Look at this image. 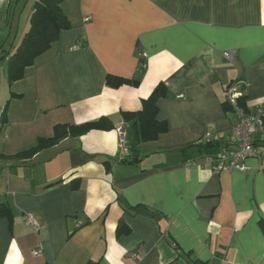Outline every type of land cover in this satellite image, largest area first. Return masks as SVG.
Segmentation results:
<instances>
[{
  "label": "crops",
  "instance_id": "1",
  "mask_svg": "<svg viewBox=\"0 0 264 264\" xmlns=\"http://www.w3.org/2000/svg\"><path fill=\"white\" fill-rule=\"evenodd\" d=\"M32 3L0 0V46L9 54ZM61 7L70 26L22 78L9 83L8 56L0 57V206L11 213H0V264H189L188 254L264 264V157L214 171L204 156L180 151L208 131H230L229 84L243 86L248 108L264 109V0ZM109 75L132 82L109 84ZM160 82L156 118L167 130L140 142L134 161L120 160L116 125L124 122L130 139L123 112L141 109ZM101 117L111 126L63 135L29 158L7 156L52 136L58 123Z\"/></svg>",
  "mask_w": 264,
  "mask_h": 264
},
{
  "label": "trees",
  "instance_id": "2",
  "mask_svg": "<svg viewBox=\"0 0 264 264\" xmlns=\"http://www.w3.org/2000/svg\"><path fill=\"white\" fill-rule=\"evenodd\" d=\"M63 1L64 0H34L29 15L28 28L23 32L22 37L14 50L9 54L7 50L2 49V46H0V57L8 56L6 65L7 79L9 83L22 78L25 68L32 65L37 56L46 51L51 44L57 40L61 30L70 26V21L61 7ZM106 80L107 83L116 85L123 82H132L126 78L113 75L107 76ZM133 82L136 83L137 81L133 80ZM239 88L241 90V94L238 97L239 103L248 109L244 102L245 95L243 92V86L239 85ZM164 93L165 85L160 82L151 91L149 96L142 99L141 109L123 112L124 119L131 120L129 160L134 161L138 158V145L140 142L153 139L158 133L167 130L165 121L156 118V100L159 96L164 95ZM222 106L225 112L233 113L232 106L226 97L222 101ZM4 115L5 113L3 111V119H5ZM106 121V117H101L98 120L79 125L58 123L54 126L52 136L39 137L37 142L28 149L7 156L14 159L29 158L36 150L55 143L63 135L80 134L90 128L110 127L111 124ZM227 145V141L223 138H215L214 136L207 138L202 136L198 141L182 147L180 151L184 156H187V158H192L196 155L206 157L209 155L213 156V154ZM2 212L9 217L11 216L7 206H0V213ZM262 227L264 231V222H262ZM187 261L189 264H207L196 257H192L190 254H188Z\"/></svg>",
  "mask_w": 264,
  "mask_h": 264
},
{
  "label": "built area",
  "instance_id": "3",
  "mask_svg": "<svg viewBox=\"0 0 264 264\" xmlns=\"http://www.w3.org/2000/svg\"><path fill=\"white\" fill-rule=\"evenodd\" d=\"M88 19V17L86 18ZM234 51L225 50L223 56L231 59ZM241 90L237 83H231L226 87L225 97L232 106V112L235 115L236 121L231 126L228 133L213 134L208 131L203 136L215 138H223L228 145L220 149L215 154L206 156L205 158L211 162V168L214 171L223 169H239L246 168L244 163L247 157H264V109L262 106H255L254 108H245L239 103V95ZM118 134V158L120 160L126 159L129 156V139L125 123L116 125ZM28 222L35 224L34 217L29 216ZM41 250H34L38 254ZM135 255V253H133Z\"/></svg>",
  "mask_w": 264,
  "mask_h": 264
},
{
  "label": "rangeland",
  "instance_id": "4",
  "mask_svg": "<svg viewBox=\"0 0 264 264\" xmlns=\"http://www.w3.org/2000/svg\"><path fill=\"white\" fill-rule=\"evenodd\" d=\"M32 2L34 3V0H32ZM32 3V4H33ZM32 6V5H31ZM25 8V6L23 7V9ZM20 13H19V11H17V16L19 15Z\"/></svg>",
  "mask_w": 264,
  "mask_h": 264
}]
</instances>
